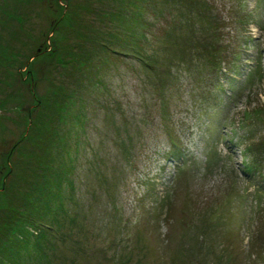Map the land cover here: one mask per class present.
Listing matches in <instances>:
<instances>
[{"label": "rangeland", "instance_id": "rangeland-1", "mask_svg": "<svg viewBox=\"0 0 264 264\" xmlns=\"http://www.w3.org/2000/svg\"><path fill=\"white\" fill-rule=\"evenodd\" d=\"M0 264H264V0H0Z\"/></svg>", "mask_w": 264, "mask_h": 264}, {"label": "trees", "instance_id": "trees-1", "mask_svg": "<svg viewBox=\"0 0 264 264\" xmlns=\"http://www.w3.org/2000/svg\"><path fill=\"white\" fill-rule=\"evenodd\" d=\"M181 152L180 151H176V152H174V155H175V157H178V156H181Z\"/></svg>", "mask_w": 264, "mask_h": 264}]
</instances>
